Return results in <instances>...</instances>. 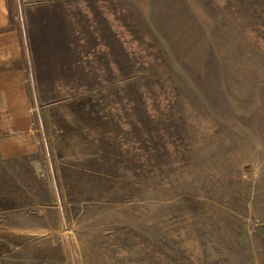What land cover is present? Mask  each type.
I'll list each match as a JSON object with an SVG mask.
<instances>
[{"label":"rangeland","instance_id":"1","mask_svg":"<svg viewBox=\"0 0 264 264\" xmlns=\"http://www.w3.org/2000/svg\"><path fill=\"white\" fill-rule=\"evenodd\" d=\"M125 1L19 2L56 120L0 147V264H264V0H183V42Z\"/></svg>","mask_w":264,"mask_h":264},{"label":"crops","instance_id":"2","mask_svg":"<svg viewBox=\"0 0 264 264\" xmlns=\"http://www.w3.org/2000/svg\"><path fill=\"white\" fill-rule=\"evenodd\" d=\"M35 1L38 0H0V147L7 158L40 152L45 141L44 129L51 127L56 120L53 108L45 106L42 101V85L21 24L19 2ZM149 1L152 6L148 7L147 15L155 17H148L147 21L153 26L157 21L162 23L164 31L179 32V42H183V14L194 15L195 19L188 21L199 23L203 26L202 31H205L203 24L209 25V19L204 17L207 13L201 7L188 10L183 8V0H160L164 6L158 15L153 14L155 2ZM136 4L124 0H68L69 7H83L86 15L88 8L90 12H94L92 8H98L101 14H110L112 8L118 13V8L120 12L122 7L127 11ZM216 28L214 20L213 29Z\"/></svg>","mask_w":264,"mask_h":264}]
</instances>
